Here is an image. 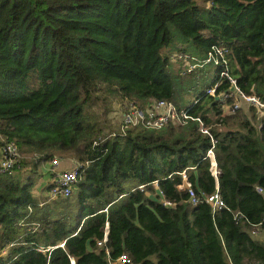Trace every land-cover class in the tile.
Listing matches in <instances>:
<instances>
[{
  "label": "trees",
  "instance_id": "trees-1",
  "mask_svg": "<svg viewBox=\"0 0 264 264\" xmlns=\"http://www.w3.org/2000/svg\"><path fill=\"white\" fill-rule=\"evenodd\" d=\"M199 1L0 0V149L15 143L21 155L0 176V264H110L97 245L107 226L112 261L264 264V241L250 234L264 233V116L247 103L225 114L206 94L222 80L218 93L229 89L223 66L180 107L178 86L207 65L188 74L163 54L172 27L200 62L224 47L239 88L264 102V0ZM154 101L210 129L217 178L198 122L122 129L130 104ZM55 158L83 164L80 181L68 199H37L41 164ZM183 172L198 195L218 188L226 207L190 204Z\"/></svg>",
  "mask_w": 264,
  "mask_h": 264
},
{
  "label": "built area",
  "instance_id": "built-area-1",
  "mask_svg": "<svg viewBox=\"0 0 264 264\" xmlns=\"http://www.w3.org/2000/svg\"><path fill=\"white\" fill-rule=\"evenodd\" d=\"M228 50L224 47H213L203 62L198 61L189 54L179 53L173 55L170 61L174 64L181 63L185 73H192L196 69L205 65L223 66L225 70L221 73V78H226L229 83V89L218 93V88L225 82L224 80L217 83L215 86L207 90V95L221 101L225 114H235L241 109L242 104L247 103L257 109L258 112H264V102L261 101L255 95H246L238 86L236 78H234L228 69V61L226 56ZM199 101L196 100L193 104H197ZM231 102V103H229ZM189 121L198 122L200 125V131L202 134L210 137L212 147L208 151V157L212 163V173L217 178L219 171L217 169V163L215 160L214 149L217 144V140L212 136L210 129L205 126L204 122L200 118H194L190 113L189 109L179 110L173 103L168 101H154L150 103L145 109L138 107L136 104H130L124 113L122 129L125 130L129 127H136L139 125L146 126L148 129L161 130L168 125H179L183 126L188 124ZM21 155L19 149L15 143H4L0 149V176L12 174L19 163ZM62 159L55 158L51 161L50 167L52 173H56L52 188L48 193L49 200H56L58 198L68 199L73 194L80 181V172L83 168V164L77 163L73 168L69 170L57 169L60 167ZM183 184L180 187L182 190H186L189 195V203L193 206H197L200 203H206L211 206L213 213L225 208V203L222 200L219 189L211 195H198L193 187V184L188 179L186 172L182 174ZM157 189L158 185L155 184ZM143 188V187H142ZM259 193H263L261 188H258ZM163 204L168 207L174 206L172 203L163 201ZM235 220L241 222L245 220L248 222L244 215L237 213ZM109 226H107L104 238L97 242L100 249H104L106 256L110 264H131V260L127 255L120 256L116 261L111 260L110 250L107 248ZM261 229L259 226L250 231L252 237L256 238L260 235ZM63 246V245H62ZM40 251H45L40 249Z\"/></svg>",
  "mask_w": 264,
  "mask_h": 264
},
{
  "label": "rangeland",
  "instance_id": "rangeland-1",
  "mask_svg": "<svg viewBox=\"0 0 264 264\" xmlns=\"http://www.w3.org/2000/svg\"><path fill=\"white\" fill-rule=\"evenodd\" d=\"M199 2L201 3V0ZM202 4L204 5L205 3L202 2ZM206 6H207V4H206ZM171 29H172V32H173L175 38H174V41L171 43V45L163 50L164 56L169 58L170 56L177 55V54L181 53L182 51H186L189 54H195V47H194L193 43L189 39L184 37L181 34V32L179 30H177L176 28L172 27ZM172 64H173V65H171L172 70H174V69L178 70L181 67V65L179 63H176V64L172 63ZM215 71H216V67L214 65H207L204 67V69L197 71L195 73V75L185 79L184 82L182 83L183 85L178 86L176 100L180 103V107L185 108V107L191 106L194 103V101L196 100V97L198 95H200L205 90V86L210 85L212 83V79L214 77ZM200 74L202 76H204L203 79H200V76H199ZM198 83H200V84H198ZM174 105L176 106V104H174ZM118 109H119V106L117 105V106H115V109L111 113V116H112L114 122L119 117V110ZM258 113L261 116H264V112L261 111ZM22 158H24V157H22ZM44 167H46L47 174L44 173V177L42 178L43 180H40L39 184L37 186V188L38 187L41 188V194H42V192L47 193L46 191L54 183V179H55L56 173H57V172L52 173L50 163L41 164V168H44ZM60 170H61L60 168L57 169V171H60ZM37 175H39V174H37ZM49 178H50V181L49 182L46 181ZM42 195L44 197H46V199L48 201H50V202L54 201V200H49L48 194H42ZM262 237H260V238H262Z\"/></svg>",
  "mask_w": 264,
  "mask_h": 264
},
{
  "label": "crops",
  "instance_id": "crops-1",
  "mask_svg": "<svg viewBox=\"0 0 264 264\" xmlns=\"http://www.w3.org/2000/svg\"><path fill=\"white\" fill-rule=\"evenodd\" d=\"M173 56V55H172ZM169 58H171V56L169 57ZM172 63V62H171ZM181 69H183V67H180ZM179 70V69H178ZM184 70V69H183ZM243 107H244V105H243ZM224 110V109H223ZM76 164V162L74 161V160H72V159H65V160H62V162L60 163V169L61 170H69V169H71V168H73V166ZM44 169V173L45 174H47V172H46V167H44L43 168ZM52 177V176H51ZM43 180V179H42ZM46 181H50V178L48 179V180H46ZM47 193H43L42 192V194H48L49 192L48 191H46ZM41 194V188L40 187H38L36 190H35V192H34V196L37 198V199H40L41 197H43V195ZM50 202V201H49ZM264 233L262 234V233H260V235H258V237L257 238H254V239H256V240H260V241H264ZM263 236V237H262ZM260 237H262V238H260ZM2 254L3 255H5L6 254V250L5 251H3L2 252Z\"/></svg>",
  "mask_w": 264,
  "mask_h": 264
}]
</instances>
